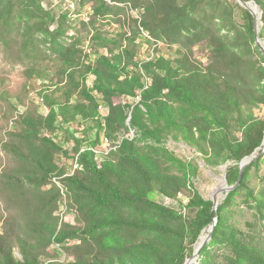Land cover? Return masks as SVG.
Wrapping results in <instances>:
<instances>
[{"label":"trees","instance_id":"1","mask_svg":"<svg viewBox=\"0 0 264 264\" xmlns=\"http://www.w3.org/2000/svg\"><path fill=\"white\" fill-rule=\"evenodd\" d=\"M35 1L34 12L40 17L37 20L40 26L48 31L56 24L52 33L61 42H56L58 46L52 50L63 73L54 78L47 70L27 73V79L31 80L29 90L35 91L39 86L40 99L48 110L46 114L38 108L20 114L18 129L10 132L16 137L5 144L22 163V171L12 174L7 188L17 199L21 198L24 216L21 221L11 216L4 230L0 229V264H69L56 257L44 259L50 257L45 248L54 242L65 246L69 238L83 239L86 246L89 241L84 235L112 246L116 243L119 254L108 260H89L93 250L86 248L87 258L74 264H185L193 256L202 231L215 217L218 222L214 240L229 242L234 248L229 264H254L252 251L234 236V229L228 230L225 214L260 158L245 168L241 183L218 209L213 208L212 199H205L198 192L189 196L187 204L178 199L180 207L194 210L191 222L181 224L186 221L184 214L173 203H162L161 199L164 196L177 199L185 188L193 186L199 167L167 148L164 144L167 135L180 137L197 147L211 166L229 163L230 185L239 180L241 161L262 145L264 118L253 112L256 105L264 104V55L260 48L248 47L246 55L253 51L259 60L250 65L246 60L244 64L233 42L214 38L212 62L202 67L193 58L192 49L208 30L204 16L208 0H131L133 7L145 9L141 22L145 30L178 43L183 49L175 58L160 53L157 58L139 61L138 49L134 48L136 38L127 33L107 34L96 26L98 20L115 13L116 5L94 0L90 19L82 21L92 27L87 51L79 45L78 36L67 34L73 21H77L69 8L55 17L41 0ZM254 1L263 11L260 36L264 39V0ZM203 2L206 4L202 6ZM236 8L242 13L247 39L254 45V16L238 3ZM63 37H68V41L63 42ZM97 49L108 53H100L96 60H91L92 51ZM90 76L94 77L91 87L86 83ZM55 84L60 86L57 90L52 89ZM115 98L125 103L115 104ZM132 129L134 136L130 134ZM47 131L57 132V140L47 135ZM124 131L126 137L118 139ZM103 135L107 136V146L101 143ZM64 141H73L71 146L67 145L70 151L64 147ZM61 154H73L78 165L75 170L67 172L58 165L56 157ZM55 178L64 185L72 209L79 215L94 216L92 222L86 220L85 228H58L59 217L52 214L61 197L60 189L54 191L53 206L47 213L43 205L38 206L39 201L30 202L26 198L25 186H42ZM258 200L264 214V200ZM141 205L147 209L142 216L126 219L108 214L111 210ZM45 214H51L53 219ZM112 224L151 232L160 239L150 244L124 246L99 231ZM200 257L199 264H216L209 245L204 246Z\"/></svg>","mask_w":264,"mask_h":264},{"label":"rangeland","instance_id":"2","mask_svg":"<svg viewBox=\"0 0 264 264\" xmlns=\"http://www.w3.org/2000/svg\"><path fill=\"white\" fill-rule=\"evenodd\" d=\"M107 1L110 4L116 5L115 13L109 15L108 18L98 20L96 26L107 34L127 33V36L136 38L134 48L136 46L138 49L137 60L144 61L152 57L157 58L160 53H165L170 58H175L182 54L183 49L181 45L155 37L141 26L142 15L145 11L143 7H133L131 0L125 2ZM41 2L44 8L49 10L55 17L66 13V9L69 8L70 13H72L77 21H73V28H70L67 34L75 35V37L78 36L80 40L79 45L89 51L88 35L92 27L84 25L82 21L90 19L93 13L94 0H41ZM36 3L37 1L35 0H0V175H3L2 178L0 177V186L3 183V187H0L1 230H4V227H6L5 222L11 216L16 217L20 221L24 216L19 203L21 198L17 199L16 195L11 193L7 188L12 174L22 171V163L16 155L6 149L5 144L13 137H16L10 132L18 129L20 114L37 108L38 111L46 114L48 110V107L44 106L45 104H42L40 99L39 86L35 91L29 90L28 84L31 80L27 79V73L33 70H47L48 75L53 78L63 73L60 63L55 59L56 54L52 50V47L58 46L55 44L56 42H61L55 40V36L52 33L56 24H52L48 31H45L40 26L37 22L40 17L34 12L37 10ZM237 3L239 4L238 0H208L207 11L204 13L208 30L204 33L206 35L204 36L205 38H202L192 49L193 58L202 67H206L212 62L211 50L213 46L215 47L212 44V39L214 38H222L233 42L235 48L240 52L244 64H246V60L249 65L255 62V60H259V55L253 51L252 54L249 52L246 55L248 47H254L257 43L256 38L254 45L247 39L245 22L241 11L236 8ZM204 4L206 2H203L201 5L203 6ZM134 20H138V23L134 22ZM61 40L67 42L68 37H63ZM124 40L127 44L128 40L126 38ZM100 53L107 54L108 52L103 49H97L92 51L90 59L96 60ZM40 79L42 78H38V80ZM93 82L94 77L90 76L86 83L91 87ZM56 85L52 87L53 90H57L60 87ZM131 100L133 99H129V101ZM114 102L115 104L125 103L121 98H115ZM101 107L103 108V104ZM107 110L109 111L108 107ZM253 112L259 118H264V104L260 103L256 105L253 108ZM130 119L128 118V124H130ZM123 133L127 134V131ZM46 134L51 137L53 136L57 140V132L47 131ZM130 134L134 136L135 131L132 129ZM77 136L79 137L80 134H77ZM67 142L69 143L67 144ZM72 142L64 141L63 145L70 151L71 148L69 146H71ZM101 143L107 146V139L102 140ZM164 144L177 156L184 160L192 161L199 166L198 175L193 178V186L185 188L178 195L177 199L187 204L190 200L189 196L194 192H198L205 199H212L218 187L224 185L223 176L226 164L209 165L205 161L203 153L197 147L171 134L166 136ZM99 148L101 149L102 146L100 145ZM259 158V163L250 169L245 179V185L227 206L225 214L227 224L230 226L228 230L233 231L234 229V236L240 238L252 251L254 264L264 262V214L262 212V205L258 200V198L264 200V153L257 159ZM75 159L73 154L69 156L61 154L56 157L58 165L60 167L64 166L67 172L75 170L78 166ZM56 189H60L61 197L57 201L58 206L56 207V203L54 204L56 210H53L52 215L59 217V229L69 226L80 230L85 228L86 220L87 222H92L94 218L92 213L89 216L85 213H80L81 215H79L70 207L69 197L59 179L55 178L53 182L42 186H25V196L30 202L34 200L39 201L38 206L43 205L44 211L47 213L53 206L51 202L53 201V194ZM83 197L87 199V196ZM164 197L166 199L167 196ZM219 199L221 201L220 204H222L223 193L219 194ZM161 202L164 203V199H161ZM172 205L184 214L186 221H182L181 224L193 220L194 210L188 209L187 206L180 207L176 202ZM118 210H111L108 214L118 218L131 219L147 213V209L143 205ZM90 212L92 210L88 211V213ZM82 215L86 216L82 217ZM45 217L53 219L51 214H45ZM99 231L104 235L110 236L114 241L123 243L124 246L144 242L150 244L160 239L151 232H142L132 228H120L114 224L105 225L103 228H99ZM84 238L89 241L86 246L84 240L79 238L67 239L65 246L56 242L52 243L45 248V253L50 257H45L44 259L56 257L62 262L74 264L79 260L87 258L84 254L86 248L93 250L92 256L88 258L89 260H96L98 258H106L108 260L110 259L109 257L117 258L120 247L114 246L116 244H113L114 241L112 243L109 242L113 244L112 246L106 241H96L92 235H84ZM206 245H209V253L216 264L230 263L234 249L232 244L221 240L215 241L212 235V238ZM16 253L19 255L17 248ZM200 260L201 257L199 256L197 264L201 262Z\"/></svg>","mask_w":264,"mask_h":264},{"label":"water","instance_id":"3","mask_svg":"<svg viewBox=\"0 0 264 264\" xmlns=\"http://www.w3.org/2000/svg\"><path fill=\"white\" fill-rule=\"evenodd\" d=\"M239 4L246 9H248L254 16L255 19V26H254V32H255V38H256V43L260 50L262 51L264 55V39L260 36V31L263 26V21H262V16H263V11L261 10L260 6L258 3H256L254 0L247 1V0H238ZM132 115L129 116V119ZM264 153V140L263 143L260 147H258L251 155L246 156L240 163V177L239 180L237 181L236 184L230 185L228 183V178H227V168L228 164L226 163L224 167V176H223V183L224 185H220L218 189L214 192V195L212 197L213 200V208L218 209L221 201L219 199V194L223 193V200L222 202L227 198V195L234 190L236 187L239 186L241 183L243 173L245 168L253 162L255 159L260 157ZM218 222V218L215 217L213 222L208 225L201 233L199 236L196 246H195V252L192 257L188 258L185 262V264H192V263H197V258L200 256L201 250L204 248V246L209 242V240L212 238L213 232L215 230L216 224Z\"/></svg>","mask_w":264,"mask_h":264},{"label":"built area","instance_id":"4","mask_svg":"<svg viewBox=\"0 0 264 264\" xmlns=\"http://www.w3.org/2000/svg\"><path fill=\"white\" fill-rule=\"evenodd\" d=\"M99 108H101L100 107V105H99ZM103 109V108H102ZM103 115L105 116V114H104V109H103ZM106 135H103L102 136V140H104V139H106ZM126 136H125V134L122 132L120 135H119V137H118V139L119 138H125ZM164 202L166 203V204H172V203H178V199H173V198H169V197H166V199H165V197H164Z\"/></svg>","mask_w":264,"mask_h":264}]
</instances>
